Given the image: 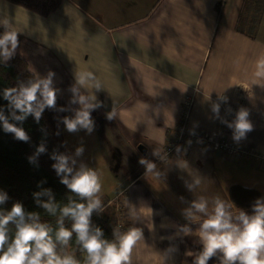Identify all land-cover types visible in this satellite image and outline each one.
Returning <instances> with one entry per match:
<instances>
[{
  "label": "crops",
  "instance_id": "0c3cea01",
  "mask_svg": "<svg viewBox=\"0 0 264 264\" xmlns=\"http://www.w3.org/2000/svg\"><path fill=\"white\" fill-rule=\"evenodd\" d=\"M0 11L23 28L18 54L29 71L55 73L58 99L70 105L77 71H94L103 82L96 93L103 107L91 113L94 131L69 133L63 126V136L67 154L84 148L76 167L84 163L107 180L104 211L122 214L127 230L143 229L133 264H194L199 238L175 233L187 223L182 212L196 196L231 203L229 189L238 184L264 198V165L252 157L264 152V88L250 87L255 62L264 57V0H62L46 16L0 0ZM188 96L190 127L209 136L220 132L213 103H220V113L231 103L249 110L253 130L239 141V153L199 144L166 161L154 155L173 137ZM113 107L119 118L110 121L106 113ZM141 158L156 163L159 180L145 176ZM123 161L134 163L132 172L121 167ZM193 174L205 180L197 193L185 186ZM130 210L140 220L134 222ZM233 210L252 214L253 208L233 204ZM191 227L195 232L198 224ZM170 245L177 251L165 261Z\"/></svg>",
  "mask_w": 264,
  "mask_h": 264
},
{
  "label": "clouds",
  "instance_id": "9594fccd",
  "mask_svg": "<svg viewBox=\"0 0 264 264\" xmlns=\"http://www.w3.org/2000/svg\"><path fill=\"white\" fill-rule=\"evenodd\" d=\"M0 26L4 29L0 34V63L6 64L16 55L18 35L23 28L17 27L3 11H0ZM30 71L31 78L3 90L9 111V115H6L0 107V125L5 133L13 134L18 141L29 142V134L20 125L29 115L39 123L46 108L74 112L73 116L62 119L69 133L85 130L91 134L94 131L95 122L91 113L103 107L96 93L105 88L94 71L75 72L69 101L70 105H79L75 109H57L60 90L54 85V72L49 71L41 76L34 69ZM252 85L264 88V57L255 62L250 87ZM220 101L226 103L227 98L220 96ZM211 111L214 118L232 129L236 142L245 139L253 130L250 112L246 108L241 107L230 122L220 117L219 102L212 104ZM106 118L110 121L119 118L117 109L113 107L106 113ZM46 152V144L41 142L28 157L29 163L37 165L38 157ZM83 153L84 148L80 146L74 154L54 151L50 156L54 161L52 168L60 177V182L72 194L67 203L61 205L57 202L50 188H41L33 193L37 205L56 218L55 229L49 223L42 222L40 213L27 212L21 202H15L10 210L0 208V264H80L74 254L66 251L73 237L78 247L86 253V264H133V251L145 239L143 229L134 226L121 232L119 227H115L113 239L109 240L105 238L103 230L92 223L93 213H102L105 205L99 173L84 163L76 167L77 157ZM154 155L160 156V152L156 151ZM139 163L145 168V176L156 180L161 178L162 173L156 163L144 158ZM204 181L202 176L193 174L185 186L197 193ZM8 199L7 192L0 190V205H4ZM252 208V214L243 210L235 212L233 203L219 197L209 200L202 195L196 196L182 212L187 223L178 226L175 235H195L199 238L202 250L195 254L194 264H208L213 257H218L220 264H264V198H258ZM129 216L134 222L140 220L134 210H130ZM66 221L70 222V227L66 226ZM192 224H198L195 232ZM175 251L177 247L170 245L164 254L165 261Z\"/></svg>",
  "mask_w": 264,
  "mask_h": 264
},
{
  "label": "trees",
  "instance_id": "16d2710c",
  "mask_svg": "<svg viewBox=\"0 0 264 264\" xmlns=\"http://www.w3.org/2000/svg\"><path fill=\"white\" fill-rule=\"evenodd\" d=\"M7 1L23 6L42 16L55 11L62 2V0ZM3 31V27H0V34ZM18 39L20 43L21 34L18 35ZM31 76L32 73L29 71L26 62L19 56L18 49L10 61L6 64L0 63V107L4 109L6 115H9L8 101L3 98V90L7 87L17 86L20 81H26ZM61 107L73 109L57 98V109ZM73 115L74 112L71 110L58 111L46 108L39 123H36L34 118L29 115L20 125L30 136V141L27 143L14 139L13 134L5 133L2 125H0V190L7 192L9 196L8 201L4 205H0V208L10 210L15 202H21L27 212H38L42 222L49 223L54 229L57 227L56 218L49 216L42 207L37 205L33 193L40 191L41 188H50L56 201L61 205L67 203L68 197L72 195L67 187L60 182V177L52 168L54 161L50 156L54 151L67 154L62 119L65 116ZM41 142L46 144L47 152L38 157L37 165L29 163L28 157L34 153ZM258 198H261L259 191L254 188L235 184L229 189V199L238 209H252ZM41 199H47V197ZM92 223L99 226L103 230L105 238L109 240L113 239L115 227H119L121 232L127 230L126 220L119 216V212L116 216L106 211L100 214L94 212ZM66 226L70 227L69 221H66ZM66 251L74 254L80 264H86V253L78 247L75 237H73V241Z\"/></svg>",
  "mask_w": 264,
  "mask_h": 264
},
{
  "label": "built area",
  "instance_id": "2783aa9c",
  "mask_svg": "<svg viewBox=\"0 0 264 264\" xmlns=\"http://www.w3.org/2000/svg\"><path fill=\"white\" fill-rule=\"evenodd\" d=\"M222 103L225 104L224 102ZM192 105V96L186 97L181 106L179 116L180 120L174 128L173 137L169 140L167 146L162 150L158 159L166 161L172 155L181 156V152H183L185 156L187 155L189 149L197 143H203L206 145L211 144L220 152L228 155L239 153L240 147L236 141L226 142L225 136H209L202 131L194 130L190 127L189 116ZM229 109L231 111H229ZM239 109L240 106L236 103L225 104L220 113V117L230 122L235 119V114ZM217 127L221 133H230L233 135L232 129L227 127L225 123H222L220 119L217 121ZM252 157L256 158L260 164L264 165V152L253 154Z\"/></svg>",
  "mask_w": 264,
  "mask_h": 264
},
{
  "label": "rangeland",
  "instance_id": "374dc122",
  "mask_svg": "<svg viewBox=\"0 0 264 264\" xmlns=\"http://www.w3.org/2000/svg\"><path fill=\"white\" fill-rule=\"evenodd\" d=\"M226 134H228V133H219V135L218 136H225L226 137ZM232 141H234V140H232ZM231 141V142H232ZM226 142H227V140H226ZM238 143V145H239V142H237ZM196 145H199V143H197ZM257 154V153H256ZM259 154V153H258ZM181 156H184V153L183 152H181ZM120 161H122V158L120 159ZM121 163V162H120ZM117 165V164H116ZM134 165V163H131V162H128V161H123L122 163H121V167H125L126 168V172L127 173H130V172H132L131 171V166H133ZM138 166V165H137ZM98 173H101V171H98ZM106 179H103V178H101V182H102V185H104L105 183H106ZM123 215L121 214V217H122Z\"/></svg>",
  "mask_w": 264,
  "mask_h": 264
}]
</instances>
